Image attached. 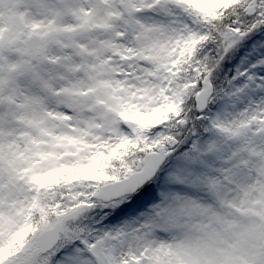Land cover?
I'll list each match as a JSON object with an SVG mask.
<instances>
[{
  "label": "snow or ice",
  "instance_id": "1",
  "mask_svg": "<svg viewBox=\"0 0 264 264\" xmlns=\"http://www.w3.org/2000/svg\"><path fill=\"white\" fill-rule=\"evenodd\" d=\"M0 264H264V0H0Z\"/></svg>",
  "mask_w": 264,
  "mask_h": 264
}]
</instances>
